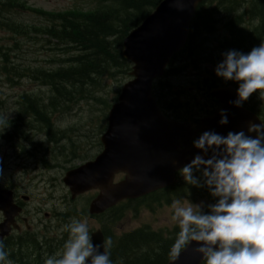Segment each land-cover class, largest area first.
Here are the masks:
<instances>
[{"label":"clouds","instance_id":"9594fccd","mask_svg":"<svg viewBox=\"0 0 264 264\" xmlns=\"http://www.w3.org/2000/svg\"><path fill=\"white\" fill-rule=\"evenodd\" d=\"M222 57L214 72L225 83L238 84L233 106L242 107L254 93L264 100V42L247 54L229 50ZM220 115L219 123L226 125L227 113L222 110ZM5 124L0 117L4 130ZM247 131L255 138L244 131L226 136L204 132L193 141L203 155H196L179 174L187 185L207 188L216 202L207 205L206 212L203 203H172L171 219L179 231L168 252L169 264H177L193 244L202 264H264V122L250 124ZM64 231L69 236L62 253L48 256L44 264H113L112 240L94 245L87 219H73ZM9 255L0 238V264H13Z\"/></svg>","mask_w":264,"mask_h":264},{"label":"rangeland","instance_id":"374dc122","mask_svg":"<svg viewBox=\"0 0 264 264\" xmlns=\"http://www.w3.org/2000/svg\"><path fill=\"white\" fill-rule=\"evenodd\" d=\"M30 5L36 7V8H41L44 10L48 11H61L62 9L66 8H71L73 6H81L83 4V0H26ZM244 5L236 7L235 11L231 15L224 14V17L226 18V23L224 24V31L228 33L230 36V32L235 31V28H230V23L231 21L236 18V27L242 28V26L247 27V28H253L254 26H258V24L261 22V17H260V12L257 10L258 7L253 8V11L250 14V11L248 7L251 4L249 0L244 1ZM140 9L142 7V4H139ZM113 15H118L117 13H111L108 19H103L102 17L98 16L100 18L101 24L97 27L98 30H100L103 33H100V39L103 38L105 35L111 38V44L109 46L117 43L119 41V28L118 29H112V26L114 25L115 21H113L111 18ZM240 20H239V18ZM264 17V15H263ZM30 19H33L31 16H22L20 20L23 21H29ZM96 29V30H97ZM264 33V29L262 31ZM217 36V35H216ZM218 37V36H217ZM11 38L17 39L18 37L14 34H12L11 31H0V47H9L10 52L9 58L10 61L16 62V63H22V62H27L29 58V54L26 52L27 50L24 49V51H21L19 49H14L13 47V40ZM222 41V39H221ZM72 43V42H69ZM242 44L246 50H249L251 46L248 44L247 41H242ZM248 44V45H247ZM73 45L76 48H79L81 51L82 55L85 56V53L83 52L81 46L78 43H73ZM25 46H28L30 49H34L38 47L37 51H40V44L39 43H34L32 41H26ZM205 49L209 52H211V56L215 61L218 63L220 62V57L222 54L218 55V49H211L208 44L205 45ZM223 53L227 52L222 50ZM219 49V53L222 52ZM3 52L5 51V48H3L0 51V64L3 62ZM34 56V55H32ZM19 67V66H18ZM93 72V70L85 71L88 73ZM98 76V75H97ZM77 78V79H76ZM67 79V80H64ZM64 79H59L56 80L54 83L55 88L59 89L64 86V82H68L74 89L75 88H81L85 85L87 78L83 79V76L80 77V74H75L72 77L64 76ZM106 87L104 88L103 92V97L104 98H110L113 95L112 88L115 86H118L117 82H107ZM206 83L204 81H199L197 83V89L199 95L203 97V100L206 101L207 98V90H206ZM28 88H30V92L34 93H46V88L44 87H36L32 86L26 81H22L20 83V87L16 88H11L5 84L4 76L0 70V98H5L7 99L8 105L7 108L11 109L10 105H12V99L10 98L14 93L17 94L18 92L25 91ZM65 89H69L66 87ZM176 104V103H174ZM263 107L264 110V103H260ZM182 105V109H179V113H186L188 111H191L192 109H195L197 106V103L194 99L189 100L188 103H183L180 104ZM40 106L39 102H36L33 104V109L34 111L38 114H42L44 112L43 110L39 109L38 107ZM169 108L174 111L173 105L170 103ZM103 105H100L96 101H90L89 103H83L79 102L67 115H64L60 117L59 121H56V125L58 128L55 129V132L51 129V127L46 126L44 128V131L46 134L49 136L53 137L55 141H66L68 138L73 137L74 135H81L89 137H96L98 135V126H99V121L103 115ZM43 118V116H40ZM20 127L19 130L24 129L23 132H20L17 128L15 131L12 133L10 132L8 137L13 138L17 136H14L16 132L23 133L24 136L27 135L28 130L30 127L27 125L26 121L22 118L19 122ZM72 127H75V129H72ZM0 129H2L0 127ZM77 129V130H76ZM26 130V131H25ZM78 131V133H77ZM41 137V136H39ZM20 140H25L26 138H18ZM52 138H50L51 140ZM66 139V140H65ZM82 140V139H81ZM55 143V142H53ZM66 144V143H64ZM61 172L55 173L53 175H47L45 182L47 181L48 178H54L56 179V184L51 185L50 183H33L31 185H28L23 177H21L19 174L16 175L13 182H16L18 185V190L20 193H25L29 195L30 202L26 206V210L30 213V217L32 219L31 222L34 224V230H39L43 231V227H48L50 231L56 235V238L59 241L63 240V233L64 228L66 225L70 224L73 219L76 218H69L67 221L59 222V219L55 218L52 214L51 218H45L44 217V212L52 213L53 211L57 212H62L65 213L69 209L67 204L64 205V203L60 200L62 197L66 198V189L64 186L58 182V179L60 177ZM15 175L14 172L10 171L9 169L4 170V179L0 180L1 182H7L10 180V177ZM67 199V198H66ZM181 201V203L187 204L189 201L193 204H200L203 203L205 205L204 211H207V205L212 204L210 200L207 198H196V199H187L184 198ZM174 202V201H173ZM172 202V203H173ZM171 204L169 205H157L155 206L154 209H147V208H142L141 211L137 214H135L132 210L128 211L125 215V217L117 223V228L121 230H131L134 228H139L143 225H150L153 229H173L174 227H178V225L171 219L172 216V209H171ZM71 204V203H68ZM75 205L76 208L82 209L83 207V198L79 199L75 203H72V205ZM39 208V209H38ZM89 227H92L97 224L96 221L88 220ZM69 236V235H68ZM64 238V241L62 244L58 245V247L62 250L58 251V253H62L63 251V245L68 239ZM144 250H141L140 252H143ZM23 254V248L22 250H19L16 254L14 255H9V257H12L17 260L18 264H36L34 262V259L28 258V259H23L22 258ZM56 254V253H55ZM48 257V256H47ZM46 257V258H47ZM37 258V257H36ZM45 258V259H46ZM37 264H44L43 257H38Z\"/></svg>","mask_w":264,"mask_h":264},{"label":"trees","instance_id":"16d2710c","mask_svg":"<svg viewBox=\"0 0 264 264\" xmlns=\"http://www.w3.org/2000/svg\"><path fill=\"white\" fill-rule=\"evenodd\" d=\"M122 5L125 4L122 9L123 15L121 12L119 17V33L120 37L134 24L136 21H139L149 10L151 6H153L157 0H121ZM255 7H258V11L260 15L263 17L264 15V0H254ZM139 4H142L140 9ZM237 5V0H222L221 1V11L225 13H230L234 11V6ZM0 7H3L0 5ZM112 18H117V15H113ZM205 20L210 22V25L206 27L204 30L205 34H210L213 31L216 21H214L211 16H204ZM101 24L100 18L98 16L94 17L89 21L86 25V29L82 31V33L69 34L66 35L67 40H71L73 43H78L83 52L85 53L86 62L84 66L83 73L82 71L79 73L80 77L84 75L85 71L93 70L95 74H101L108 69L113 67H120L122 64L119 60V56L116 49V43L109 46L111 43H107L106 39H100L101 31L97 29V27ZM236 21L233 19L230 23V28H235V31L230 32L231 40L224 41L222 44V49L224 51L236 50L242 53L247 54L251 51L252 48L258 47L262 42H264V33L262 32L264 29V17L262 18L261 25L258 28L253 29L252 31H245L244 28L241 29L236 27ZM97 29V30H96ZM86 32V33H85ZM107 37V36H105ZM204 38L196 37L192 42L191 49L196 52V54H200V56L206 59L207 56L211 55V52H208L205 49ZM242 41H247L251 46L249 50L244 48ZM247 44V45H248ZM218 49V46L217 48ZM220 55V53H219ZM222 56L219 58L222 61ZM120 253L115 254L112 257L113 264H144L150 261H154L157 257L160 258L162 255H159L163 252H160L163 249V245H160L159 251L152 249V245L158 247L155 243H146V244H138V239H134L132 236L121 240L120 242ZM145 249L143 252H140V249ZM137 256L138 258H135Z\"/></svg>","mask_w":264,"mask_h":264},{"label":"water","instance_id":"95a60500","mask_svg":"<svg viewBox=\"0 0 264 264\" xmlns=\"http://www.w3.org/2000/svg\"><path fill=\"white\" fill-rule=\"evenodd\" d=\"M187 19L186 12L181 13L180 29L185 25ZM148 101L149 100H144L147 107ZM152 115H154L153 111ZM230 118L231 119L228 120L226 125L220 128H215V130L225 134L229 131L239 129V132L244 131L246 135H251L246 132V128H248L250 124L258 123L253 116L247 114L241 109L238 111L235 108H231ZM136 121L140 122L145 128L144 132H136L137 136H139V139L142 141L140 147L145 146V144L150 145V152H152V154L147 158L145 164H142L138 170L135 171L134 177L131 181L132 188L134 182L137 180H140L142 183H147L151 180H155L156 182L162 181L165 176L164 173L172 172L177 165L187 161V154L194 156L199 153L195 148L189 152L178 150V145L183 142L185 136V131H183V129L178 128L176 130H170L167 126L142 116L135 117V119L130 121L128 125H131ZM255 135H251L252 138H255ZM141 137L144 139L142 140Z\"/></svg>","mask_w":264,"mask_h":264},{"label":"bare ground","instance_id":"6f19581e","mask_svg":"<svg viewBox=\"0 0 264 264\" xmlns=\"http://www.w3.org/2000/svg\"><path fill=\"white\" fill-rule=\"evenodd\" d=\"M245 0H237V5L238 6H243L244 5V2ZM249 2H250V4H251V11H250V14H251V12L253 11V8H256L255 6V3H254V0H249ZM237 5L236 6H234V11H235V9H236V7H237ZM234 11H232V12H230V13H225V12H223V14H227V15H231V14H233L234 13ZM260 17H261V22H262V16L260 15ZM239 18V17H238ZM235 19V21H236V18H234ZM239 20H240V18H239ZM261 22L258 24V26H254L253 28H247V27H244V26H242V28L241 29H243L244 28V30L245 31H252L253 29H255V28H258L260 25H261ZM215 23H217V22H215ZM217 24H215V26H216ZM214 26V27H215ZM205 40H204V42H205V45L206 44H208L209 45V47L211 48V46H210V43H211V41H214V42H220L221 43V46H222V44H224L223 42L224 41H221V38H218L217 36H216V34L214 35V32L212 31V33H210V34H205V37H203ZM67 40V39H66ZM222 40H225V39H222ZM68 42H72L71 40H67ZM73 43V42H72ZM217 48V46H215L214 48H211V49H216ZM146 50V52L151 56V57H154V58H159V57H162V56H164L165 55V52L163 51V50H148V49H145ZM221 50V49H220ZM222 51V50H221ZM209 52V51H208ZM216 54H218L219 55V53H216ZM203 59H205L204 57H203ZM206 59H213L212 58V56L211 55H209V56H207L206 57ZM221 62V61H220ZM219 62V63H220ZM216 63L218 64V62L216 61ZM77 79V78H76ZM230 83H232V84H236V83H234V82H230ZM206 90H207V87H206ZM172 105H173V107H174V111L175 112H179V109H182L183 107H182V105H180V104H174V103H171ZM40 113V112H39ZM37 114L36 115V117H35V122L36 123H39V124H44L45 123V121H46V114L44 113V112H42V114ZM40 116H43V118H41ZM19 127H20V125H18L17 126V129L19 130ZM54 132H55V129L56 128H51ZM20 132H23L24 131V129H22V130H19ZM26 131V130H25ZM13 131H11V133H12ZM20 132H16L15 134H14V136H17L18 138H26L27 137V135H25L24 136V134L23 133H20ZM69 139V138H68ZM67 139V140H68ZM66 140V139H65ZM66 140V141H67ZM49 141L50 142H55L53 139H51L50 140V138H49ZM116 243V242H115ZM22 248H23V246L22 245H18L17 247H15L14 249H11V250H9L8 252H9V254H11V255H14V254H16L19 250H22ZM156 248V246L155 245H152V249H155ZM141 250H145V249H140V251Z\"/></svg>","mask_w":264,"mask_h":264}]
</instances>
